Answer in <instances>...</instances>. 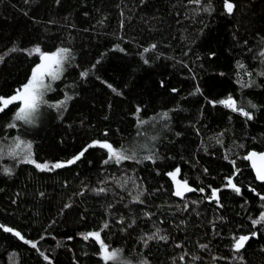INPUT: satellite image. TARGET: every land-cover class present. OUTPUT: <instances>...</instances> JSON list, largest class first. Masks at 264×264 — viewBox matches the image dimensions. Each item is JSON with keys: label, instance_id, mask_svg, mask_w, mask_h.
<instances>
[{"label": "trees", "instance_id": "1", "mask_svg": "<svg viewBox=\"0 0 264 264\" xmlns=\"http://www.w3.org/2000/svg\"><path fill=\"white\" fill-rule=\"evenodd\" d=\"M235 2L238 10L232 16L223 14V0H211L215 10L210 15L192 16L188 0H61L59 5L56 0H0V55H6L17 43L21 47L40 43L52 50L63 45L74 50L73 64L79 65L69 67L58 82L60 89L70 94L72 90L66 85H76V99L64 119L56 118L53 112L26 137L34 141L37 162L69 159L91 140L104 138V131L110 133L108 139L117 143L132 141L136 136L133 113L137 105L144 108V119L178 109L170 111L168 130L160 131L157 125L159 155L170 159L158 160L156 164L126 162L106 168L102 165L105 154L96 149L85 154L88 162L82 160L56 172L40 173L33 165H19L15 175L7 177L0 168V224L39 240L41 250L55 257L57 264H98L94 255L97 246L83 241L80 233L98 229L105 220L111 225V231L106 233L108 242L124 249L126 256L139 252L151 264H180L177 258L182 250L176 244H183V251L202 255L204 264H240L234 259L229 241L232 235L251 230L247 217L258 216V197L246 188L243 196L226 189L221 193L223 209L202 203L199 208L190 206L188 212L182 213L169 207L185 201L171 195V181L165 175L180 167V178L188 179L192 186H199L202 180L203 186L222 187L224 177L232 172L223 158L227 153L237 159V167L242 169L237 177L240 184L250 183L264 194V188L253 179L250 162L233 155L264 149V77L257 75L264 71L259 57V51L264 50V0ZM152 43L158 45L157 49L144 53L143 49ZM117 45L124 51H119ZM142 55L150 60L149 64L143 63ZM97 59L101 63L96 71L87 81L81 80L79 72L89 69ZM237 62L254 73L252 88H242L237 82L238 77L248 79L237 69ZM30 66L31 60L23 53L7 56L5 66H0V94L10 93L23 82ZM97 76L122 90L124 97L114 96ZM161 81L165 87L160 86ZM197 85L203 95H191ZM172 88L179 91L172 93ZM60 95L59 91L49 94ZM228 95L240 104L251 101L260 106L256 119L245 121L220 105L213 108L206 102V98L219 100ZM7 121V117L0 116V138L6 134ZM221 132L225 133L223 146L216 142ZM14 134L13 130L9 138ZM149 134L155 133L149 129ZM237 144H244L245 148L239 149ZM3 164L12 162L5 160ZM204 168L209 170L207 175ZM125 170L147 189L145 204L132 203L127 192L111 182L113 177L124 176ZM105 179L109 181L104 185L109 189L107 196L96 195L92 189L101 186ZM132 187L130 182L128 190ZM81 191L84 195H77ZM200 198L199 192L186 196V200ZM66 203L73 204V208L62 214ZM110 204L116 207L110 209ZM149 212L153 214L151 220L146 216ZM81 216L87 219L82 221ZM121 216L136 219L137 226L128 230L133 235L116 224ZM213 220L217 221L215 234ZM156 227L171 234L169 242L154 241L149 248H143L135 233L150 234ZM70 236L73 239L69 240ZM198 243H207L210 251L199 252ZM261 248L264 239L249 241L244 256L247 264H264ZM213 256L227 259L213 262ZM0 264L47 262L0 229ZM188 264H192L190 257Z\"/></svg>", "mask_w": 264, "mask_h": 264}, {"label": "snow or ice", "instance_id": "2", "mask_svg": "<svg viewBox=\"0 0 264 264\" xmlns=\"http://www.w3.org/2000/svg\"><path fill=\"white\" fill-rule=\"evenodd\" d=\"M30 2V0H28ZM147 0H142V3H146ZM61 0H56V4L59 5ZM188 7L192 16H199L202 13L211 14L214 12V6L211 0H188ZM238 10V5L235 0H223V14L232 16ZM27 15V13H25ZM190 16L189 18H192ZM54 23V22H53ZM123 39V37H121ZM247 43V42H245ZM158 45L152 43L149 47L143 49L144 53H150L157 49ZM117 49L121 52L124 51L117 45ZM251 51V49H249ZM23 53L27 58L31 60V66L29 68V73L25 77V80L21 82L17 87H15L8 94H0V116L7 117L8 121L5 125V132L0 138V168H2L3 175L7 177H12L15 175V168L19 165H33L36 170L40 173L56 172L60 169L69 168L76 165L78 162L85 160V154L89 153V150H102L105 154V158L102 160V165L107 167L111 166H121L126 162H131L132 164H143L145 161H150L152 164H156L158 160L170 159V157H161L159 155L156 144L160 139L159 132H157V125L160 126V131H166L170 128V121L172 116L170 111L174 112L178 109H171L170 111H161L157 115L152 116L150 119H144L141 113L144 112V108L137 105L134 109V118L136 121V136L132 141L127 143L112 141L108 139L110 133L104 131L102 136L104 138H96L91 140L83 146L77 153L73 154L71 158L66 160H55L49 161L45 160L43 162H37L35 158L34 141L32 139H27V135L31 130L41 127L43 122L49 117L51 113L56 114V118L60 120L64 119L65 113L69 111V107L72 102L76 99L77 93L75 92V84L66 85V88L71 89V94L67 90L60 89L59 83L62 81L64 74L69 67H79V65H74L73 61L76 60V54L71 47L59 46L54 50L42 47L40 43H36L31 47H21L19 44L13 45L8 49L6 55H0V66H5V61L7 56H12L13 54ZM259 57L261 58V63H264V50L259 51ZM143 63L149 64L150 60L144 58L142 55ZM101 63V60L97 59L94 64L87 70H81L79 72V77L83 81L89 79L90 74L96 71V66ZM237 69L242 70L247 76V80H243L238 77L237 82L240 83L241 87L252 88L254 86L253 75L254 73L248 70L247 66L242 62H237ZM224 75V73H220ZM264 77V71L257 73ZM96 79L100 80L101 84H104L112 94L116 97H124V92L118 90L113 84L108 83L106 80H101L99 76ZM161 87H165V83L161 81ZM61 92L60 96L50 97V93ZM179 89L172 88V93H177ZM203 95V92L196 86V91L191 93V95ZM206 102L215 108L217 105L222 106L224 109L229 110L231 113L237 114L239 117H243L245 121L251 122L256 119L255 112L260 111V106L251 101L247 102V105L238 103L237 99L232 95H228L224 99L211 100L206 98ZM112 105L109 104L108 108L111 110ZM255 110V111H253ZM107 120L108 117L105 116ZM231 120V116H229ZM149 129L155 134H149ZM15 134L9 138V134L12 131ZM117 132L119 129L116 130ZM199 135V129H196ZM224 132L218 134L216 142L223 146L222 137ZM180 135V133H176ZM264 143V141H261ZM239 149H244V144L236 145ZM205 151L207 148L205 147ZM235 157L250 162V167L254 171L253 179L259 182V185L264 188V149L261 150H246L243 155L240 153H234ZM232 167V172L224 177L222 187H214L211 184L203 186V181H200L199 186H192L188 179H182L181 168L175 167L171 171H167V175L171 181L172 192L171 195L179 198L181 201H185L182 205H169V207H176L179 212H188L190 206H195L199 208L200 204L207 203L209 205H214L217 209H223L224 204L222 203L221 193L223 191L230 190L235 196H243V190L246 188L248 192L254 193L260 201V209L258 216L254 217L248 215V220H250L251 230L245 234L232 235L230 238V250L235 253V260L240 261V264H247L244 260L245 249L249 244V241L253 239H264V194L257 190V187L252 184L242 185L240 184L237 177L242 173V169L237 167V159L230 158L227 153L223 157ZM11 161V165L3 164V162ZM209 170L207 168L203 169V173L207 175ZM159 174V173H157ZM235 181V182H234ZM112 183L122 191H126L127 195L131 197V202L137 205L145 204L144 197L149 195L147 189L142 188L132 176H128L125 170V175L117 179L112 178ZM132 183V190H128V184ZM109 183L108 180H103L101 186L92 189L96 195L107 196L109 189L104 186ZM87 191V189L85 190ZM159 191V189L157 190ZM201 194L200 199H188L186 200L187 194L197 193ZM135 193V194H133ZM44 194L41 193V196ZM77 195L83 196L84 191L77 193ZM123 198H121V201ZM127 207V204H125ZM110 209L116 207L115 204H110L108 206ZM243 208L244 205H241ZM73 208V204L66 203L61 209V213L65 210H70ZM111 214V213H109ZM199 214V213H197ZM127 214H125L126 216ZM152 213L146 214L147 219H152ZM125 216H121L116 224L120 226V230L124 231L129 236L134 233L129 232V229L135 228L137 226L136 219H125ZM80 219L86 220L87 217L81 216ZM55 223V221H53ZM212 232L216 233L217 221H211ZM0 229L5 233H10L13 237L22 241L24 245L29 246L31 249L41 257L47 264H57L55 257H50L45 251H42L39 247L40 241L30 238H26L25 235L13 228L0 224ZM111 231V225L108 220H105L96 230H89L80 233L81 239L83 241H89L94 243L97 248L94 255L98 258V264H151V261L143 253H132L131 256H126L124 249L119 247H113V245L107 240V232ZM139 237L140 245L147 249L152 242H164L167 244L169 242L170 233L164 234V232L156 227L154 231L150 234L140 235L135 233ZM73 237H69V240ZM61 245H57L60 247ZM177 248L182 250L181 254L178 256L177 260L180 264H188L189 257L192 264H204V258L202 255L191 254L188 251H183V244H176ZM198 251L201 253L210 251L209 245L207 243H198ZM260 251L264 253V248ZM15 255V254H13ZM87 255V253H85ZM222 259H227L226 257L213 256V262L220 261ZM78 264V262H77ZM176 264V261L173 262Z\"/></svg>", "mask_w": 264, "mask_h": 264}]
</instances>
